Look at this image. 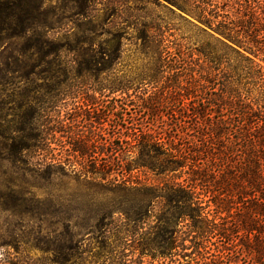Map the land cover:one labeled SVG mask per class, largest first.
Instances as JSON below:
<instances>
[{"label":"rangeland","instance_id":"obj_1","mask_svg":"<svg viewBox=\"0 0 264 264\" xmlns=\"http://www.w3.org/2000/svg\"><path fill=\"white\" fill-rule=\"evenodd\" d=\"M177 1L197 11L211 4ZM46 5L59 23L48 33L53 46L46 49L47 57L31 50L18 53L15 43L0 47V77L8 69L9 79L0 80V109L10 121L24 105L22 113H34L31 126L37 135L26 142L30 148L23 164L0 161V264H110L98 257L106 236L96 235L105 230L108 215L112 224L123 225V209L135 201L125 203L119 191L106 187L101 164L108 144L131 141L127 136L139 130L154 136L167 131L174 147L186 150L185 134L169 120L195 106L189 87L198 88L203 70L211 71L201 53H211L214 42L196 20L166 0H91V19L71 23L65 11L74 5L70 0H47ZM15 58L22 66L21 80H15ZM110 86L128 90L110 92ZM132 177L146 186L169 180L145 171ZM159 210L154 207L151 214ZM152 225L147 222L128 243L146 242ZM129 255L128 264H140ZM187 260L145 257L142 264Z\"/></svg>","mask_w":264,"mask_h":264},{"label":"trees","instance_id":"obj_2","mask_svg":"<svg viewBox=\"0 0 264 264\" xmlns=\"http://www.w3.org/2000/svg\"><path fill=\"white\" fill-rule=\"evenodd\" d=\"M166 1L210 35L211 53L201 54L211 62V71L203 70L198 88L189 87L195 106L169 120L185 134L186 150L174 147L175 138L167 131L154 136L139 130L127 136L131 141L108 144L101 164L106 187L135 206L123 209L121 226L108 215L105 230L96 235L107 240L100 243L98 257L110 264H128L129 254L140 264L145 257L175 261L177 256L188 258L186 264H264V0H211L198 11L186 2ZM70 2L67 23L91 19V0ZM46 3L0 0V47L15 43L18 53L31 50L47 57L46 49L53 46L48 33L59 23L51 19ZM15 62V80H21L22 66L18 58ZM1 72L0 80H9L8 69ZM108 90L125 94L128 88ZM22 110L24 105L17 107L8 121L0 109V161L23 164L27 140L37 138L31 126L34 113ZM134 171L169 180L146 186L133 180ZM154 207L160 210L152 215ZM150 220L151 238L128 243Z\"/></svg>","mask_w":264,"mask_h":264}]
</instances>
